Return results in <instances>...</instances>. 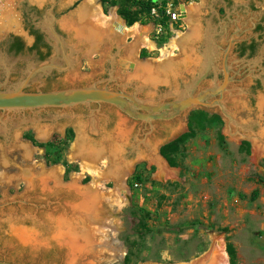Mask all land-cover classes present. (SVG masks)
I'll return each instance as SVG.
<instances>
[{
  "label": "rangeland",
  "instance_id": "rangeland-1",
  "mask_svg": "<svg viewBox=\"0 0 264 264\" xmlns=\"http://www.w3.org/2000/svg\"><path fill=\"white\" fill-rule=\"evenodd\" d=\"M165 1L171 6L182 4L189 8V21L183 18L177 21L174 30L164 35L162 43L147 34L155 49L136 47L135 56L126 55L129 39L113 35L89 51L90 46L83 37L63 28L70 17L78 21L74 15L81 12V0H1L0 41L8 32L22 35L20 23L24 13L39 23L50 12L58 38L75 49L77 62L72 71L56 76L47 86L55 89L64 85H95L121 91L138 102L158 104L180 94L197 76L206 43L216 48L212 56L218 66L226 39L240 38L232 40L237 44L255 37L248 30L228 37L233 31L232 21L237 23L251 15L246 7L249 0ZM112 2L113 6L99 2L103 14L111 8L114 12L117 10L120 1ZM256 4H260L264 16V0H256ZM213 16L225 23L227 18L231 19V24L226 25L224 32L217 29L216 35L209 34L218 25ZM120 20L126 27L146 24V21L143 24L135 21L127 25ZM186 25H194L192 29L197 34L187 41L184 51L172 52L170 67L165 71L135 72L137 62L156 59L157 49L175 32H184ZM73 28L78 32L77 25ZM263 39L264 35L254 41L255 50L251 55H237L233 49L227 51L225 64L231 80L220 104L229 120L216 106L192 107L168 121L150 123L128 119L104 104L0 112V202L19 200L0 206V260L36 264H204L220 244L228 264L225 252L228 244L233 250L234 264H264V191L255 182L256 178H264V133L259 134L264 130V104L257 105L264 102ZM1 47L0 42V59L4 63L7 57ZM183 59H189L188 66H182ZM129 63L133 64L131 69H128ZM8 75L0 87L6 80L9 86L15 84V78ZM218 82V74L212 73L192 95L200 87L212 88ZM43 85L40 81L37 88ZM198 111L217 120L203 123L199 130L194 128V135L168 154L169 163L159 154V148L187 132L188 118ZM28 120L31 122L21 124ZM78 130L82 152L100 151L94 158L96 167L105 170L100 164L105 158L108 170L111 168L117 174L126 170L123 182L126 203L116 213L111 208L118 229L116 239L123 249L119 260L103 261L105 252L86 247L77 240V245L72 246L61 238L62 234L51 229L52 224L62 227L64 222L73 233L87 225V208L93 214L91 206H87V199L93 195L87 189L91 179L80 169L78 154L71 150ZM54 157L58 161L51 164ZM159 167L169 174L159 175ZM51 171L56 176L52 177ZM24 177L29 180L27 187ZM133 177L137 180L133 181ZM97 183L96 191L104 195V191H111L115 185L107 175ZM252 192L256 194L253 200L250 199ZM100 208L102 217L112 216L108 205L104 203ZM8 225L15 229L10 228L12 234L16 229L30 232V240L23 244L15 235L9 237Z\"/></svg>",
  "mask_w": 264,
  "mask_h": 264
},
{
  "label": "bare ground",
  "instance_id": "bare-ground-1",
  "mask_svg": "<svg viewBox=\"0 0 264 264\" xmlns=\"http://www.w3.org/2000/svg\"><path fill=\"white\" fill-rule=\"evenodd\" d=\"M188 9L186 7H183V14H184L183 20L185 21L187 20V18L189 19ZM4 15L6 16V14ZM74 17L77 18L78 21L75 22L70 17L69 19L65 20L64 24L66 26L63 28L71 29L75 32V34L79 35L80 37H83L84 40L87 41V43L90 46L89 51L94 50V48H96L98 44L103 43V40L105 41L108 37H111L113 35L118 36L119 38L121 37L122 39H129L130 49L126 51L127 56L134 55V49L136 47H143L146 48L147 50L155 49L154 45L147 39V34L150 31L149 25L139 26L137 24H132L131 26L126 27L123 25V22L120 20V18L115 14L113 8L109 9L105 14H103L101 10V6L97 0H81V12L78 15H74ZM73 25L78 26V32L73 28ZM192 27L188 25L184 32H175L174 36L170 38L166 44H164L162 47L157 49L158 52L157 58L154 60H143L141 62H137L135 67V72L139 73L143 71L149 73L152 69L165 71V69L168 68V66L170 67L171 65L169 59L172 57V52L174 50L184 51V49L182 48H185L187 41L188 40L190 41L197 34V31L195 34L194 32L195 30H193ZM189 63H190L189 59L186 60L183 59L182 66L186 67L189 65ZM152 74H156V73H152ZM150 85H152V83H150ZM263 104L264 102H261V104L258 103L257 105H263ZM263 133L264 130H262L259 134H263ZM82 144H83L82 137L78 130L76 133L75 140L71 145V150L75 151V153L78 154L77 159L79 161L80 169L83 172H85L91 179L87 189L89 193H93V195H90L89 199H87L88 200L87 206H91V210L93 209V214H91L90 212L92 211H89L90 209L87 208L89 212V213L87 212L88 215H86L88 216L87 225L84 227H80L77 231H73V233L69 231L70 230L69 225L64 222L61 223L62 227H59L58 224L57 225L52 224L51 229L52 232L56 234L58 233L62 234L61 238L62 239L65 238L66 241L72 246L77 245V241H78V242H82L86 247L98 248L102 252H105L106 256L102 257L103 261L108 262V261L119 260L120 257L123 255L122 252L123 249L116 239V233L118 232L117 231L118 229L117 227H115L114 224L116 219L114 213H116L115 210L118 211V209L121 208L126 203V189H125L126 187L123 183L126 170H124L123 172L120 171L118 174L113 172L111 168L110 170H108L109 167H107L106 165L107 160L105 158H102V162L100 164L105 167L106 171L109 172L106 173L105 170H100V168L96 167L94 162L95 160L94 158L97 157L98 155L97 152L100 151L87 150L86 152H82L83 151L81 150L83 147ZM22 151L28 154V151L26 150L25 147H22ZM103 160L105 162H103ZM50 173H52L51 174L52 177L56 176V172L51 171ZM158 174L161 176L162 175L166 176L169 173L163 167H159ZM105 175L111 177L115 185H114V189H112L111 191H104L106 193L104 195L103 192L98 193V191H96V188L97 186H99L97 180L105 178ZM27 180H28L27 177L23 178V181H25L24 183L26 185L29 183V180L28 181ZM104 203L108 205V207L110 208V213L112 215L111 217L110 214L104 217H102L103 215L101 216V214H103V209H101L100 206L102 205L104 206ZM112 207L115 208L113 211L114 213L111 211ZM96 211H97V215H96ZM99 214L101 217L99 216ZM11 226L10 225L7 226V231H8L7 234L9 237L13 238V236L15 235V237H17L18 239L17 241L23 244L24 242L30 240L29 239L30 235H32L30 232L25 233L21 230L16 229V231H13L12 234L10 232L11 231L10 228L14 229V227ZM71 255L69 256L72 257ZM204 264H227L225 253L220 244L215 248L214 251L210 253L207 262H205Z\"/></svg>",
  "mask_w": 264,
  "mask_h": 264
},
{
  "label": "water",
  "instance_id": "water-1",
  "mask_svg": "<svg viewBox=\"0 0 264 264\" xmlns=\"http://www.w3.org/2000/svg\"><path fill=\"white\" fill-rule=\"evenodd\" d=\"M179 10L183 11V5L180 6ZM181 17H183V13ZM45 27L47 29V35L58 43V39L51 27L49 25ZM230 43L231 39H228L221 57L219 70L221 71L222 80L214 87L204 90L202 93H197L196 95H192L195 87L207 76L211 69H215V59L212 56L213 50L208 43L205 44L202 51L201 68L197 76L193 79L189 89L185 87L180 94L173 96L174 100L172 101L160 102L154 106L145 105L138 102L133 96L124 94L121 91H113L105 87H96L95 85L66 87L64 89L47 92L38 90L35 92H23L22 88L33 75L42 73L46 69L54 68L50 64H41L33 72H29L22 83L3 89L0 88V112H22L44 110L47 108L65 109L76 105L104 104L115 108L128 119L142 123H150L152 121H168L192 107L216 106L221 115L229 120L220 102L227 83V73L224 70L223 60L230 48ZM132 67L133 64L129 63L128 69ZM25 187H27L26 184ZM18 201L14 199L5 200L4 202H0V206ZM201 258L203 256L197 258L195 261H199ZM0 264L36 263H16L0 260Z\"/></svg>",
  "mask_w": 264,
  "mask_h": 264
},
{
  "label": "flooded vegetation",
  "instance_id": "flooded-vegetation-1",
  "mask_svg": "<svg viewBox=\"0 0 264 264\" xmlns=\"http://www.w3.org/2000/svg\"><path fill=\"white\" fill-rule=\"evenodd\" d=\"M246 7L249 10V12H251V15L246 16L244 19L240 21H237V23L234 22L235 20L232 21L233 31L228 34V37H231L233 34L240 35V33H242V31L244 30H248L250 35H255V37H248L247 39L248 42L240 41V42H237V44L236 42H232V40L240 39V38H231L229 50L232 51L233 49L237 53V55H243V54L251 55L253 51L255 50L254 41L258 40L264 35L263 33L264 32V16L260 10L261 9L260 4H256V0H249ZM220 10L221 8L218 11ZM218 11H216V15H218ZM252 11H253V14H252ZM24 14H25V17L23 15L22 21L20 23L21 33L23 37L20 34L12 33V32H8L1 37V41H0L1 46H2L1 48H2L4 56L7 57V61L3 63V61L0 59V82L4 81V76L6 74L7 75L9 74L8 76L14 77L16 80L14 85L20 84L25 79L26 75L29 72H33L39 65L50 64L54 66V68H49V69H46L42 73L33 75L32 78L29 79V81L24 85V87L22 88V91L23 92H35L38 90L41 92H47L51 90L64 89L68 87L67 85H64L63 87H56L55 89H53L47 86L46 83L50 82L51 80H54L56 76H60L74 69L76 62H77L75 58V55H76L75 49L69 47L67 44H65L64 41L58 38L57 36L58 32L56 31V28H55L56 25H55L54 17L52 13L49 12L48 14H46L45 15L46 17L43 18L39 23H37L38 21H34L33 17H28V13H24ZM248 18L249 20H247ZM213 20L217 22L215 24H218V25L214 30H210L209 34L211 33L215 34L216 33L215 31H217V29L224 32L226 29V25L231 24V19H228V18H227V21H228L227 23H225L226 21L220 22L217 16L215 17L213 16ZM48 25L51 27L54 34L56 35L58 39V43L54 41L50 36L47 35V29L45 26H48ZM24 37L26 39H23ZM227 40L228 39L225 40V47H226ZM211 48L213 51H216L215 47L211 46ZM223 50H222V53H220V59L218 61L219 63L218 66L215 65V69L213 70L211 69V71H209L206 76V77H209L210 75H212V73H216L218 74L219 82L222 80L221 71L219 69H220L221 57L223 55ZM226 55L224 57L223 62H224V70L227 73V82H228L231 80V77L228 76L227 67L225 64ZM206 77L204 79H206ZM194 78L195 76L190 80V82L187 85H185L181 89V92L185 87L186 89H189V86L191 85ZM40 81H43V84L45 85H43L40 88H37V85ZM6 82L7 80L5 81L4 86L0 87L1 89L9 86ZM201 82H199V84ZM198 85L195 88H197ZM75 86L78 87V85H74V87ZM210 88L211 87H206V86L200 87L197 90L198 91L197 93H202L204 90H208ZM172 100H174L173 97L172 99H168L162 102H167V101H172ZM140 103L145 104L143 102H140ZM88 105L95 106V104H88ZM145 105L154 106L156 104H145ZM76 106H83V105H76ZM51 109L58 110L54 108H47V110H51ZM32 111H37V110H32ZM88 117L90 118V116ZM30 122L31 121L28 120L25 123H21V124L25 125Z\"/></svg>",
  "mask_w": 264,
  "mask_h": 264
},
{
  "label": "trees",
  "instance_id": "trees-1",
  "mask_svg": "<svg viewBox=\"0 0 264 264\" xmlns=\"http://www.w3.org/2000/svg\"><path fill=\"white\" fill-rule=\"evenodd\" d=\"M98 1L106 6L114 5L112 0H98ZM118 1H120V3L118 4L117 10L115 12L127 25L135 21H138L139 23L145 22L141 14L143 13L144 8H147L152 4L151 1L149 0H118ZM138 15L141 16V18H139ZM163 41H164V37H161L157 40V43H162ZM213 120H217V118L215 116L206 117V115L200 111L191 113L190 117L188 118L189 125L187 132L181 134L171 142L162 145L159 148V154L168 160L169 153L174 152L180 143H182L183 141L194 135V128L199 130L202 128L203 123L211 122ZM25 137L33 143V141L28 135H26ZM243 144H245V142H243ZM57 161H58V157H54L53 159L50 160V163L53 164L56 163ZM168 161L170 163V160ZM132 179L133 181L137 180L136 177H133ZM255 182L259 184L264 191V178H256ZM255 196L256 194L252 192L250 199L253 200ZM225 252L228 257V264H234V254L230 245L228 244L225 245Z\"/></svg>",
  "mask_w": 264,
  "mask_h": 264
},
{
  "label": "built area",
  "instance_id": "built-area-1",
  "mask_svg": "<svg viewBox=\"0 0 264 264\" xmlns=\"http://www.w3.org/2000/svg\"><path fill=\"white\" fill-rule=\"evenodd\" d=\"M182 13L183 11H180L178 6H171L164 0L163 2H152L149 7L143 9L141 15L146 21L145 25L150 26L148 35L152 40L157 41L167 32L170 33L174 30L175 23L183 18L181 17Z\"/></svg>",
  "mask_w": 264,
  "mask_h": 264
},
{
  "label": "crops",
  "instance_id": "crops-1",
  "mask_svg": "<svg viewBox=\"0 0 264 264\" xmlns=\"http://www.w3.org/2000/svg\"><path fill=\"white\" fill-rule=\"evenodd\" d=\"M149 1H151V0H149ZM159 1H164V0H154V1H151V2H159ZM182 4H176V6H178L179 8H180V6H181ZM184 7V6H183ZM184 15V14H183Z\"/></svg>",
  "mask_w": 264,
  "mask_h": 264
}]
</instances>
